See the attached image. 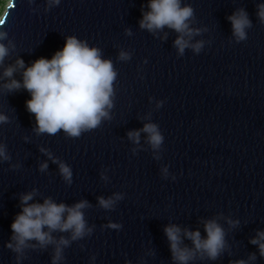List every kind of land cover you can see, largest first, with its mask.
<instances>
[{"label":"water","instance_id":"1","mask_svg":"<svg viewBox=\"0 0 264 264\" xmlns=\"http://www.w3.org/2000/svg\"><path fill=\"white\" fill-rule=\"evenodd\" d=\"M148 3L9 1L0 18L9 48L0 64V114L8 117L0 123V144L10 157L0 160V264H53L55 243L32 240L22 253L7 247L15 244L11 224L21 197L33 191L30 203L88 201L83 212L90 233L76 240L70 232L52 233L71 241L59 264H179L165 227L206 237L209 220L223 227L225 248L215 260L196 252L188 264H264L251 243L264 230V20L258 16L264 0H183L194 9V34L186 39L202 43L199 52L189 46L183 54L174 29L140 26ZM241 9L252 25L237 41L228 17ZM72 35L99 47L117 71L109 116L75 138L63 130L39 132L26 106L30 93L5 87L23 80L19 59L25 67L50 59ZM121 51L130 58L120 59ZM9 67L14 75L4 77ZM147 123L164 137L158 149L147 133L138 143L128 136ZM60 162L72 169L70 183ZM115 194L122 199L112 208L100 205L101 196ZM182 246L194 247L187 237Z\"/></svg>","mask_w":264,"mask_h":264},{"label":"clouds","instance_id":"2","mask_svg":"<svg viewBox=\"0 0 264 264\" xmlns=\"http://www.w3.org/2000/svg\"><path fill=\"white\" fill-rule=\"evenodd\" d=\"M61 0H49V4L58 5ZM147 12L143 13L140 26L155 32L165 26L174 29L180 35L175 40L179 52L183 54L185 48L192 46L199 52L202 43L190 45L193 29L189 26L194 9L184 5L183 0H149ZM258 16L264 20V4L258 6ZM232 23L233 35L237 41L247 38V29L252 21L246 10L241 9L228 17ZM198 31V30H196ZM7 37L5 31H0V64L8 55L9 48L3 42ZM130 58V53L121 51L120 59ZM17 65L24 69L23 80L11 79L5 84L9 91L25 88L30 93L26 101L27 109L35 115L37 130L41 133L54 135L59 131L70 137H79L83 132L97 128L104 118L109 116V109L113 106L114 81L117 71L113 61L104 58L102 50L91 46L87 40H81L75 35L66 37L65 45L49 59L40 57L30 66L25 67L21 58ZM15 67L5 69L4 77H13ZM7 116L0 114V123L5 122ZM141 132L147 133L148 142L154 149L163 143L164 137L155 123H147L142 129L130 131L128 136L139 142ZM10 159L6 145L0 144V160ZM48 167L41 165V170ZM63 177L70 183L72 178L71 167L63 162L59 163ZM167 173V169H164ZM35 192L22 195V210L17 213L11 224L12 240L7 247L17 253H22L29 246V241L35 240L40 246L55 243L53 264H59L63 259V248L70 244V240L61 237L55 240L54 231L70 232L71 240L82 238L92 229L88 227L83 209L88 207V201L82 200L74 205L63 202L57 203L51 198L41 202H32ZM122 199L120 194L114 197L99 198V203L105 209H110ZM116 227V225H112ZM206 237H202L199 230L181 229L179 225L171 224L165 227V233L170 241L173 258L179 264H188L196 252L206 253L215 260L225 248V231L216 220H209L205 224ZM187 237L193 243V248L183 245ZM252 244L258 245L260 254L264 255V230L259 231L252 238ZM19 259V257H18ZM250 259H255L253 254ZM235 264H248L246 260L236 261Z\"/></svg>","mask_w":264,"mask_h":264},{"label":"rangeland","instance_id":"3","mask_svg":"<svg viewBox=\"0 0 264 264\" xmlns=\"http://www.w3.org/2000/svg\"><path fill=\"white\" fill-rule=\"evenodd\" d=\"M9 1L10 0H0V18L2 16V14L4 13Z\"/></svg>","mask_w":264,"mask_h":264}]
</instances>
